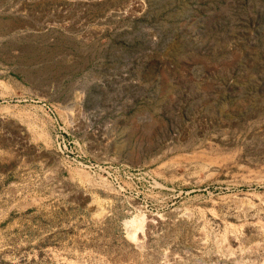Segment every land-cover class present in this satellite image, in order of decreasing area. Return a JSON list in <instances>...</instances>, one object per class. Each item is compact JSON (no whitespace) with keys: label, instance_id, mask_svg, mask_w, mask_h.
I'll list each match as a JSON object with an SVG mask.
<instances>
[{"label":"rangeland","instance_id":"obj_1","mask_svg":"<svg viewBox=\"0 0 264 264\" xmlns=\"http://www.w3.org/2000/svg\"><path fill=\"white\" fill-rule=\"evenodd\" d=\"M135 1L0 0V264H264V0Z\"/></svg>","mask_w":264,"mask_h":264},{"label":"bare ground","instance_id":"obj_2","mask_svg":"<svg viewBox=\"0 0 264 264\" xmlns=\"http://www.w3.org/2000/svg\"><path fill=\"white\" fill-rule=\"evenodd\" d=\"M138 4H139V1L136 0L134 3H132L130 6H128V7L122 12V15L124 16V15H131V14H133V9H134L135 6H137ZM143 222H144V219L141 218V219H138V220L134 219V220L129 221V222H127V223H128V224H131V225H133V224L136 223L137 226H138V228L135 229V232H137V231H139V230L142 229Z\"/></svg>","mask_w":264,"mask_h":264},{"label":"built area","instance_id":"obj_3","mask_svg":"<svg viewBox=\"0 0 264 264\" xmlns=\"http://www.w3.org/2000/svg\"><path fill=\"white\" fill-rule=\"evenodd\" d=\"M59 130H60V132H62V133H64V132H65V131H64L63 129H61V128H60Z\"/></svg>","mask_w":264,"mask_h":264}]
</instances>
